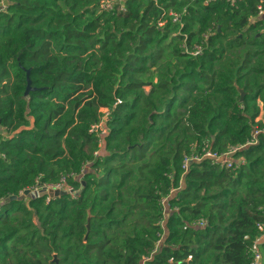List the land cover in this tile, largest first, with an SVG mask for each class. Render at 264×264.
<instances>
[{
    "label": "trees",
    "instance_id": "trees-1",
    "mask_svg": "<svg viewBox=\"0 0 264 264\" xmlns=\"http://www.w3.org/2000/svg\"><path fill=\"white\" fill-rule=\"evenodd\" d=\"M104 1L0 11V201L74 191L2 205L0 264H251L264 225V0ZM251 142L231 168H183Z\"/></svg>",
    "mask_w": 264,
    "mask_h": 264
},
{
    "label": "built area",
    "instance_id": "built-area-1",
    "mask_svg": "<svg viewBox=\"0 0 264 264\" xmlns=\"http://www.w3.org/2000/svg\"><path fill=\"white\" fill-rule=\"evenodd\" d=\"M116 3L120 4V1L106 0V1L102 2L101 8L106 9V10H114ZM7 5H8V0H7V3L4 2L3 0H0V11L6 10ZM117 10L118 11H124V8L121 5L117 8ZM258 15L264 16V8L262 6H259V14ZM173 17H174V21H177L179 19V15L176 13L173 14ZM121 102H122L121 100H118V103H121ZM100 126H102V124ZM102 133H105V131L103 130ZM254 143L255 142H251V143H248L246 145L232 147L228 152L223 153V154H218L212 150H207V151H204L202 154H199V155L188 156L184 159L183 168L185 170H188L189 166L192 162H194V161L200 162L205 158L213 159L215 162L222 163L225 167L231 168L234 165L233 155L237 151H240V150H242V149H244V148H246L249 145L254 144ZM38 188H36V189H38ZM47 188L60 189V190H72V188L67 187L64 183L58 184L56 186L47 187ZM165 201H167V199L166 200L164 199L163 202L165 203ZM205 224H206L205 221H199V222H197L196 225L203 227V226H205ZM259 230H260V235H259V237L256 238V240L254 241L253 246H252V254L253 255H252L251 264H264L263 263L264 255H263V252L261 249V244L263 243L262 237L264 236V225H259ZM188 259L189 260L192 259V256H189Z\"/></svg>",
    "mask_w": 264,
    "mask_h": 264
},
{
    "label": "water",
    "instance_id": "water-1",
    "mask_svg": "<svg viewBox=\"0 0 264 264\" xmlns=\"http://www.w3.org/2000/svg\"><path fill=\"white\" fill-rule=\"evenodd\" d=\"M34 90V88L31 86V80L29 77V72H28V84H27V88L25 91V95L27 96L30 91ZM245 96V92L241 89V100H243ZM73 193L72 190H60V189H53V188H46V187H42L40 186L38 189L36 190H26L21 196H11L9 198H6L5 200L0 201V207L2 205H4L5 203L9 202L10 200H14V199H24L26 196L28 197H41V196H45L48 195L50 198H55L61 195H66V194H71ZM90 220V217H89ZM89 223H88V227H89ZM55 261L58 262L57 256H55Z\"/></svg>",
    "mask_w": 264,
    "mask_h": 264
},
{
    "label": "crops",
    "instance_id": "crops-1",
    "mask_svg": "<svg viewBox=\"0 0 264 264\" xmlns=\"http://www.w3.org/2000/svg\"><path fill=\"white\" fill-rule=\"evenodd\" d=\"M3 1L7 3V0H3ZM3 132H4V130L0 128V134ZM262 242H264V236L262 237ZM263 263H264V261H263Z\"/></svg>",
    "mask_w": 264,
    "mask_h": 264
},
{
    "label": "rangeland",
    "instance_id": "rangeland-1",
    "mask_svg": "<svg viewBox=\"0 0 264 264\" xmlns=\"http://www.w3.org/2000/svg\"><path fill=\"white\" fill-rule=\"evenodd\" d=\"M122 103V102H121ZM262 119L264 120V115L262 116ZM104 125V123H102Z\"/></svg>",
    "mask_w": 264,
    "mask_h": 264
}]
</instances>
